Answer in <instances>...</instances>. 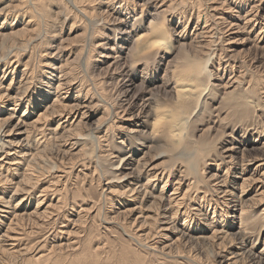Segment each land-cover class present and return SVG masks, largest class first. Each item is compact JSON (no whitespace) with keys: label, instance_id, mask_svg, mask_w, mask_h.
Segmentation results:
<instances>
[{"label":"rangeland","instance_id":"obj_1","mask_svg":"<svg viewBox=\"0 0 264 264\" xmlns=\"http://www.w3.org/2000/svg\"><path fill=\"white\" fill-rule=\"evenodd\" d=\"M17 1L0 0V32L9 33L12 29L17 30L26 25V27H29V32H26V36H33L31 37L32 39L21 45L23 48L27 46L26 51L22 50L17 57H15L13 52L8 58H0V81H2L1 87L3 86L1 90L8 91L7 93H10L15 98L17 97L15 100L21 101L16 114L21 115L23 113L25 109L23 104L25 101H29L31 97H33L32 101L37 102L44 93H47V97L44 98L45 101H42V104L52 102L57 92L56 86L59 75L64 70L70 71L67 76H72L75 78L74 82H76L75 88L71 89L68 94L69 98L71 99L72 97L75 100L79 92L81 94L79 99L84 98L88 102L91 101L90 106L88 105L90 108L88 110L85 108L89 115L87 114V118L82 120L81 132L78 133L83 134L85 138L82 140V142L84 141L82 151L74 156L71 154L66 156L63 151L65 145L62 147L59 144L50 143L47 145L48 147L43 149V153H40L44 163L41 168L38 167V172H36L39 175L38 181L35 184L24 182L27 186L21 182V185L27 188L36 186L33 193L34 196H37L41 193L40 190L42 188L51 184L50 198H53L55 203L60 198V202H62L60 204L63 206L57 210L59 211L58 214L63 216H61L55 226L57 230L55 233L61 228L62 223H66L65 215L72 218L74 217L73 214L77 215V212L83 209L80 212L84 217L81 219L82 222L76 223L75 227L73 224L69 227L73 230L78 229L71 236L75 244L77 242L78 250H68L65 251V254H58L51 249L55 242L52 235H48V240L46 236L48 233L44 236L42 235L45 231H41L39 234H31L26 228L27 231L24 230L23 235L25 239L20 246L21 248L25 246L26 250H23L24 252L18 256L19 258L14 260L11 257H1L0 264H227L224 255H229L227 253L230 247L225 244L228 240L221 243V245H218L221 240L216 242L212 238H210L212 241L208 239L197 243L192 238L199 234L200 230L197 229H195L196 231H190L192 237L190 239L187 237L188 240H185V242L184 238L180 240L179 247H176L168 255L157 252V248L160 249L159 246L162 245L160 243L162 239L148 238L146 242L143 241L146 245H142L135 239L133 240L132 235L135 233V229L128 226L126 220L124 221V213L119 211V209H124L119 203L120 199L108 193L109 191L107 190L108 185L121 189L122 183L117 181L109 182V180H114V173L120 171L115 168L122 164L121 158L130 154V148H138L135 157L146 153V159L152 157L160 167L162 166V168L172 172L166 189L168 194L181 174L180 168L182 170L185 169L184 174L187 175L191 165L200 164V166H204L205 172H198L193 174L192 177L191 175L186 176V180L188 179L189 182L196 180V178L199 181L195 184L193 183L192 193H190L191 196L188 198L189 204L192 202L193 214L197 212L198 208H202L203 211H209L208 214L213 216V209L210 208V201H208V199H211L212 206L216 205L219 211L226 215H235L234 218H229L230 223L234 219L237 221L238 212L231 210V207L229 208L230 205H227V202H223L224 198L214 196L215 191L211 188L209 176L214 172H218L215 163L221 161V151L226 146L231 145L232 141L236 140L241 150L244 147L249 148L248 146L255 145L251 141L250 145L242 144V141H246L248 138L255 141L256 145L259 146L264 142V130H262L264 129V102H262L264 97V49L252 47V43L246 44V49L241 51L242 55H239L240 59H237L240 63L237 62V66H235L233 60H229L232 58H229L230 53L226 49L227 44L225 43L227 42L228 32L226 33L222 29L225 28L226 22L232 21L231 17L238 18L247 12H250L255 17L254 14L259 12L256 9L260 5V1H262L263 5L256 17L260 15L259 20L263 22L264 0H246V5L244 4L236 11L233 9L234 6L231 5V2L226 1V4L225 0H220L221 2L219 0H42V3L39 2L41 7L39 5V11L36 10V12L32 10V4L29 3L30 0H24V5L17 4ZM15 3L18 5L16 7L18 11H11L10 14L12 16L14 13H18V17L15 20L4 19L8 9H12ZM253 4L255 7L251 9ZM215 5H218L219 10L214 8ZM29 20L30 22L28 23ZM152 20L158 23L163 22L170 28L172 35L170 32L168 44L164 48L157 50V52H152L142 57L132 54L131 48L135 44L137 33L148 31ZM206 20L209 21L207 22ZM208 27L209 29H207ZM175 30L176 35L173 33ZM203 30L206 32L201 33ZM255 30V33H257L260 30V26L258 25ZM213 31L216 32L213 33ZM210 35L212 38H210ZM213 39L214 41H211ZM11 40L10 34L0 36V57H4L1 54L9 53V44H12ZM204 45L205 51L203 50ZM17 46H20V44ZM197 50H199L198 53ZM200 51L202 54H199ZM208 53L213 57L210 58L211 61L207 65V70L211 72H203L201 69L206 63L205 59L207 60L206 55ZM117 55L119 57H114ZM117 58H119L117 60L118 64H121L118 66L116 64V70L118 71L113 73L110 70L112 67L110 64H113ZM242 59L245 62H242ZM252 60L253 63H251ZM27 63V69L23 70ZM244 63L245 65H243ZM247 65L248 69L250 68L249 70L246 68ZM119 66H124V71L128 72L126 79H123L124 77L121 75L123 68ZM239 66H244L242 68L246 71V76L244 75L240 79L245 80L247 78L246 80H248L247 83L244 84L243 82L238 89L236 88V90L240 91L242 88L248 87V104L243 102L242 107L241 105L238 107L242 111L240 116L237 115L239 110L232 114L231 109L228 108L227 100L230 95H225L226 91L233 89L229 87L232 83H227L226 85L225 83L230 79V76L239 75V71L242 69H239ZM30 73L32 79L29 78L27 80L28 83H26V77L30 76ZM182 79H191L199 83V85L202 84L201 88L207 86L211 81L210 83L213 85L211 94L213 96L204 100L206 103L203 102L205 104L203 108L201 107L203 104L200 105L199 103L196 108L185 104L183 100H179V96L173 86H175L176 82L179 84ZM49 82H51V87L47 86ZM168 82L173 83L172 86H168ZM88 89L90 91L87 92ZM98 93L104 97V100ZM135 94L137 95L134 96ZM36 96L39 98L34 99ZM151 97L153 102L150 107L154 109L150 110L152 112L151 117L146 119V117H142L145 113L141 112V109L145 99ZM211 98L216 101L212 102ZM250 100L254 104L250 103ZM8 101L10 103L5 102L3 105L5 110L1 117H9V113L12 111L7 108L14 107L15 103H17L14 102V98ZM178 101H182L183 103H180L183 105H179ZM220 102L223 103V111L220 110V107L215 109V106L218 107ZM109 103L113 104L117 109L114 106L111 107ZM118 104L119 106L121 105L120 108ZM150 107L146 108L145 111H149ZM124 108H126L125 112ZM38 110L40 108H37L35 112H38ZM113 111L115 112L113 113ZM116 112H118L117 115H115ZM158 112H160V117L158 116L157 118ZM177 115L185 118L186 122L182 129V132H184L182 136H188L190 141L192 140L190 143L185 142L186 140L180 137L176 139L171 137L169 131L172 129L176 130V127L173 128L172 126L170 128L168 126L169 121ZM141 118L147 122L144 121L141 125H136L135 122ZM155 118L157 119L156 121ZM243 121L248 122L249 128L258 126L257 129L263 131L261 137L249 129L242 131L240 134L233 132V136L227 135L232 127H235L237 123H243ZM98 123L103 126L97 132L95 124ZM118 126L119 128H117ZM96 136H103L102 143L107 145L103 149L112 150L111 156L115 155V157H111V159L102 157L100 158L101 161H99L94 154L93 140ZM257 137L259 138L257 139ZM121 140L124 142L123 144L120 142ZM92 149L94 153H91ZM69 157L73 160L68 165H71V162L75 163L72 164V169L68 171L69 174L68 172L65 174L64 172L54 171L53 166L60 164L62 159H65L63 160L65 162L63 165H67ZM96 159L98 162H96ZM221 165L222 172L226 169L225 171L230 179L234 180V177H241L239 174L242 171L241 165L231 168L224 163H221ZM64 175L66 176L63 177ZM20 180L21 177L14 175L10 176L8 182L2 183L0 191L5 193L4 196L7 199L12 195L10 189L13 186L10 185ZM241 181L239 180V182ZM233 182L236 183L238 181ZM161 185H163L162 182L159 184L158 190L161 189ZM208 191L211 192L209 193ZM251 195H254V191ZM197 196L200 197L198 198ZM215 201L218 202L215 203ZM151 202H147L148 204L145 202L144 204L147 207ZM30 203V209L36 208V197ZM246 205L250 206L252 212H255L251 213L250 211L249 213L254 215L255 228H257L256 230L253 228L254 238L257 241L255 246H253L254 251H259L264 246V212L261 210L262 207L259 209L253 206L251 202H247ZM151 209L155 213L156 208L152 207ZM55 218L57 217L55 216ZM194 225L198 226V228H205L203 222H197ZM3 226H6V224L4 225V223L0 222V227ZM226 227L230 229V227ZM229 231L232 232L233 230L230 229ZM2 232L3 229L1 228L0 235ZM200 233L205 234V231L203 230ZM206 233L211 235L212 230ZM44 237L47 241H45ZM211 242H213L215 247ZM149 245L154 249L149 248ZM97 247L99 249H96ZM87 249L94 250L96 254L99 253V256L88 257V259L82 258L83 261H79L80 258L77 257L81 254L85 255Z\"/></svg>","mask_w":264,"mask_h":264},{"label":"bare ground","instance_id":"obj_2","mask_svg":"<svg viewBox=\"0 0 264 264\" xmlns=\"http://www.w3.org/2000/svg\"><path fill=\"white\" fill-rule=\"evenodd\" d=\"M30 1L29 3L32 4V8H33L31 9L36 12V10H38L41 7L39 2H41L42 0H30ZM226 1L231 2V5L234 6L233 9H235V11L236 9H239L241 6H243L244 4L246 5V2H245L246 0H225V3L227 4ZM17 2H18L17 4H20V5L25 4L24 0H18ZM17 4L15 3L13 8L12 9L10 8L11 10L10 9H8V11L6 10L7 12H6L4 19L7 20V18H9L11 20H15L18 17V13H14V15L12 16L10 14L11 11H14V12H16V10L18 11V9L16 8L18 6ZM262 5L263 3L262 1H260V5H258V8L256 9V11H259L257 12L258 14L260 13L262 9ZM217 6L218 5H215L214 8L218 9ZM254 7L255 6L253 4L251 9L252 8L254 9ZM237 11L239 12V10ZM83 13H85V11H83ZM258 14H254L255 17H253L250 14V12H247L245 15L240 16L238 18L231 17L233 16L231 15L230 17L232 21L226 22L225 28L222 29V30H225L226 33L228 32L227 34L228 37L226 39L227 42L225 44H227L226 49H228L230 54L229 53L227 54H229V58L230 57L232 58L229 60H233L235 66H237L236 65L237 62L240 63V61H238L237 59H240L239 55H242L241 51H244L246 49L245 48L246 44L248 45L252 43L253 44L251 45L252 47L264 49V18L262 22L261 20H259L260 15L259 17H256L258 16ZM219 19L221 18L219 17ZM199 20L201 21V18ZM29 22L30 20L28 21V23ZM3 23H5V21H3ZM222 24H223V21H222ZM258 25L260 26V30L257 33H255L256 32L255 28ZM28 29L29 27H26L25 25L24 27L18 28L17 30L12 29V31H10L9 33L0 32V36H7L10 34L11 39H12L11 40L12 44H9V47H10L9 53H6L7 55L1 54L4 56L3 58L1 56L0 57L1 59L8 58L10 54L13 52H14L15 57H17L22 50L24 51L27 50L26 45H25L26 47L24 48L21 47V45L25 44V42H28V40L32 39L31 37H33L32 35L26 36V32H29ZM204 29L206 28L204 27ZM207 29H209V27ZM170 32L171 30L170 28H168L167 24L163 22H160V23L154 22L152 20L149 25L148 31L137 33L135 37V44L133 45V48H131L132 54L142 57L145 55H149V53L157 52V50L164 48L169 42ZM205 32L206 31L203 30L201 33H205ZM215 32L213 31V33ZM173 33L176 35V30ZM171 35H172V32H171ZM219 37H222V36H219ZM210 38H212L211 35H210ZM211 41H214V39ZM18 44H20V46H17ZM15 46L17 47L15 48ZM204 48H205V45L203 47V50ZM198 51L199 50H197V53ZM201 51L199 54H202ZM206 56H207V60L205 59L206 63L202 67L201 70L203 72H211L210 70H207L208 68L207 65L209 64V61H211L210 58L212 56L209 53ZM114 57H119V56L117 55ZM256 59L258 60V58ZM117 60H119V58H117L113 64H110L112 65L110 70L113 73H115V71L116 72L118 71L116 70L117 69L116 64L117 66L121 64V63L118 64ZM253 60L251 63H253ZM242 62H245V61L243 60ZM243 65H245V63ZM27 67H28V63L26 64V67L23 70H26ZM119 67L123 68L124 66L122 67L119 66ZM242 67L244 66H239V69ZM246 68L247 70L250 69V68L248 69V65L246 66ZM124 69L125 68H123L122 74L120 71V74L123 75L124 77L123 79H126L128 72H125ZM69 72L70 71H65V70L61 71V74L59 75L58 84L56 86L57 92L52 102H49L44 105L42 104V101H45L44 98L47 97V93H44L40 98L37 97L38 95L34 97V99L39 98L37 102L32 101L31 99H33V97H31L29 101L24 102L23 106L25 107V109L23 110V113L21 115L16 114L17 113L16 111H18L19 106L21 105V101H19L18 99L15 100L17 97L15 98L10 93H7L8 91L7 92L2 91L1 88L3 86L1 87L2 81H0V186H2V183L4 184L5 182H8L10 176L16 175L17 177H21L20 181L15 182L14 184L11 183L12 185L10 186H13L10 189V192H12V195L9 196L8 199L6 196H4L5 193L3 191H0V222L4 223V225L6 224V226L0 227V229L1 228L3 229V232L0 235V243H1L0 244L1 245L0 246V258L1 257L10 258L11 257V259L14 260V259L19 258L18 256L24 252L23 250H26L25 246H24L25 249L20 247L23 244V241L25 239L23 235L25 232L24 230H26V228L28 229V232L31 234L32 233L39 234L41 231H45V233L42 234L43 236L47 233H48L46 235L47 238H48V235H52V238L54 239L55 242L52 245L51 249L56 251L58 254H63V253L65 254V251H68V250L76 251L79 249V246L76 245L77 242L75 244V241L71 237L73 233H76L78 229L73 230V229H70L69 227L71 224H73L75 227L76 223L82 222L81 219L82 217H84V215L82 216L81 212L83 211V209L79 210L77 212V215L73 214L74 217L72 218L71 216L68 217L67 215H65L66 223H62L61 228L58 230L57 233H55V231H57L55 229V226L58 223V220L61 219V216H63L61 214H58L59 211H57L58 209L63 207L62 204H60L62 203L60 202V198L57 200V203L54 202L53 198H50V195H51L50 192L52 191L51 184L42 188L40 190L41 193L38 194L37 196L36 195L34 196L33 190L36 188V186L35 187L30 186L29 188H27L25 187L27 186L26 183H24V182H28V183L30 182V183L35 184L38 181L37 178L39 177V175L36 172H38V167L41 168V165L44 163V160L42 156L40 155V153H43L42 152L43 149H45V147H48L47 145H49L50 143L57 144V145L59 144L62 147L63 145H65V147L63 148V151H64V155L66 156H69L70 154L74 156L78 152L82 151V149L84 148L83 147L84 141L82 142V140L85 138L83 134H78V133L81 132V126L83 124L82 120L87 118L86 115L88 114V111H86L85 108H87V110L90 108L88 107V105L90 106L91 101L88 102L84 98L79 99L81 95L79 94V92L75 100H73L74 98L72 97L71 99L69 98L68 94L71 91V89L75 88V83H76L74 82L75 78H73L72 76H71L72 78L67 76ZM245 74H246V71L242 68L239 71V75L235 74L234 76H230V79L225 83V85L227 83H232L231 86L229 85V87L233 89L225 92V95L226 94L230 95V97L227 100H228V108L231 109L232 114L239 110L238 107L240 105L242 107L243 102L248 104V87L245 89L242 88L243 90L239 89L240 91L236 90V88L238 89L241 83L244 82L245 84L248 82V80H246L247 78L245 80L240 79V78H243ZM31 77L32 76L30 73V76L26 77L27 78L26 81L29 80V78ZM210 82L207 86H204L201 88L202 84L199 85V83H196L191 79H184V80L182 79V81L179 84L176 82L173 88L177 92V95L179 96V100H183L185 104H189L196 108L198 104L200 103V105L203 104V106H201L203 108L205 106L204 103H206L204 102V100H207L209 97L213 96L211 94L213 85ZM26 83H28V81ZM50 83L51 82H49L47 86L51 87L52 85ZM172 84L173 83L168 82L167 85L172 86ZM6 89L8 90V88ZM88 91L90 90L88 89L87 92ZM98 94L104 100V97H102L100 93ZM136 95L137 94H135L134 96ZM13 98H14V102H17V103H15L14 107H10L7 109L11 110L14 113L12 112L9 113V117L7 118L1 117L3 114V111L5 110L3 106L4 103L5 102L10 103V101L8 100L13 99ZM214 98L216 99V97ZM214 98L213 99L211 98L212 102L216 101ZM262 100L261 101L264 102V97ZM152 102H153L152 97L145 99V102L141 109V112L145 114L142 115V117H146V119H148V117H151L152 112H150V110L154 109L150 107V105H152ZM249 102L254 104V102L251 100ZM182 103H180L179 105H181ZM222 104L223 103L220 102L218 107L215 106L216 107L215 109L220 107V110L223 111L224 106ZM110 105L111 107L114 106L113 104H110ZM207 105L209 106V104ZM148 107H150L149 111L148 110L145 111V109ZM37 108H40V110H38V112H35ZM125 110L126 108H124V112ZM114 112L115 111H113V113ZM153 113H154V110H153ZM241 113L242 111L239 110L237 115L240 116ZM117 114L118 112L115 113V115ZM157 114L158 115L156 117L158 118L160 112H158ZM177 116L176 117L174 116V118H172L169 121L168 126L170 128L172 126L173 128L176 127V130L172 129L171 131H169L171 134V137L175 139L177 137L178 138L180 137L181 139L186 140L185 142L190 143L192 140L190 141V138L188 136L186 137L182 136V133H184L182 132V129L184 128L185 122H186L185 118L181 116L180 117L178 116L179 117L178 118ZM156 120L157 119L155 118V121ZM144 121L146 120L141 118L135 123L136 125H141L142 123H144ZM95 125H96L95 128L97 132H98V129H101L103 126L99 123ZM257 127L249 128L248 122L243 121V123L241 124L237 123L235 127H232L230 133H228L227 135L233 136V132L240 134L242 133V131H247L249 129L253 133H257L261 137V135L263 134L262 130L264 129L260 130V129H257ZM117 128H119V126ZM164 130L166 129L164 128ZM102 137L103 136H96L95 139L93 140L95 153L93 152V149H92V152L89 151L91 153H94L95 156L99 159V161H101L100 158L102 157H105V158L109 157L110 159L111 157H115V155L111 156L113 152L112 150H111L112 152L108 150H104L105 149L104 147L107 145L102 143L103 142ZM258 138L259 137H257V139ZM250 141L255 145L248 146L249 148L244 147L242 148V150L239 149L240 146L238 145L236 140L232 141L231 145L226 146L221 151V158H220L221 161L215 163L216 170H218V172L216 173L214 172L209 176V178L211 179V188L213 191H215L214 196L218 198H224L223 202L225 203L227 202L226 204L230 205L229 208L231 207V210L233 209L235 210V212H238L237 221L234 219L231 223L229 222L230 221L229 218L230 217L234 218L235 215L234 214L226 215L222 211H219L216 205L212 206L211 199H208V201H210L209 203V206L211 205L210 208L213 209L212 211L213 216H210L208 214L209 211L208 212L203 211L202 208H198V209L196 208L197 212L193 214V210L191 206L192 202H190L189 204L188 198L189 196H191L190 193H192L191 189H192L193 183L194 184L197 183L198 179L196 178V180L189 182L188 179L186 180V176L191 175L192 177L193 174H197L198 172H201V173L205 172L204 166L201 165L202 166L201 167L200 164L191 165V167H189V170H188L189 173H187V175L184 174L185 169L182 170L180 168L179 170H181L180 171L181 174L178 180L175 182L174 187L168 194L166 189L168 187L167 186L168 182H170V176L172 172L170 170L167 171L165 168H162V166L160 167L159 164L155 162L156 160L153 159L152 157H150V159H146L147 158L146 153H144L142 156L135 157L136 150H138V148H130L129 150L130 154H127L126 156L121 158L122 164H119L115 168L116 170H120V171H117L116 173H114L113 175L114 180H111V181L109 180V182L117 181V182L122 183L121 189H116L113 187V185H108V190L107 189L106 190L109 191L108 193L120 199L119 203L122 205V208L124 209L122 210L119 209V211L121 212L123 211L122 213H124V221L126 220L127 225L135 229V233L132 235V239L133 240L135 239L136 241L140 242L142 245H146L143 243V241L146 242L148 238H153V239L159 238L160 240L162 239L160 242L162 245L159 246L160 249L157 248V252L162 253L164 255H168V253L172 252L176 247H179V244L181 243L180 240L184 238L183 240L185 242V240H188L187 237L189 239L192 237V235L190 234V231L197 229V230H200V232H203L204 230L205 234L199 232L197 236H193L192 238H194L195 242L197 243L200 242L201 240H208L210 238L214 239L216 242L218 240H221L218 243V245H221V243L228 240L226 241L225 244H228V247H230L228 249L229 252L227 253L229 255L228 256L226 254L224 255L225 257L224 259L226 260L225 262H227V264H264V246L259 251L257 250L254 251L253 246H255L257 241H255V238H254L253 228L256 227L255 226L256 221H255L254 215H251L249 213L252 209L250 208V206L246 205L247 202H251L253 203V206L258 207L259 209L262 207L261 210H263L264 212V150L262 151V149L264 148V142L259 146V145H256L255 141H252V139L248 138L246 141L243 140L242 144L250 145ZM120 142L122 144L124 143L122 140ZM170 143H173V142H170ZM232 144H235V145H232ZM255 151H259V152H255ZM63 160L65 159H62L60 164L56 165L54 163L55 164V166H53L54 171L64 172L65 174H67V172L72 169L73 167L72 164L74 162L73 163L71 162L70 163L71 165H68V163L73 160L72 158L69 157L67 165H63L65 163L63 162ZM96 162H98V160ZM221 163L227 164L226 166L227 167L229 166L230 168L241 165L242 171L239 173L241 177H234L235 178L234 180L230 179V177L227 175L225 171L226 169L222 172V169L220 167L222 166ZM53 167L51 168L53 169ZM65 176L66 175H64L63 177ZM11 179L13 180V178ZM98 179L100 180V178ZM189 179H190V176H189ZM239 180H242V181L239 182ZM233 181H238V182L234 183ZM21 182H23L25 186H22ZM138 182H141V183L138 184ZM161 182L163 185H161L160 187L161 189L158 190V186ZM253 191H254V195H251ZM34 197H36L37 205H36V208L32 210L30 209L29 204H31L30 202L32 199H34ZM49 198H50V202L48 203ZM149 201H152V202L150 203L149 206L146 207L144 203L145 202L147 203ZM216 202L218 201H215V203ZM152 207L156 208L155 213H153L151 209ZM253 212L251 211V213ZM55 216L57 218H55ZM197 222H200V223L203 222L205 228H202V227L198 228V226H195L194 224H197ZM226 226L230 227V229H232L233 231L232 232L229 231L230 229H227ZM256 229L257 228H255V230ZM210 230H212V234L207 235L206 232ZM45 241H47L46 238H45ZM213 242L211 243L214 246ZM148 247L154 249L153 247H150V245ZM96 249H99V247H97ZM97 256H99V253L96 254L94 250L87 249V252L85 253V255L81 254L77 258H80L79 261H83L82 258L88 259V257L94 258ZM49 257L53 258L54 256H49Z\"/></svg>","mask_w":264,"mask_h":264}]
</instances>
